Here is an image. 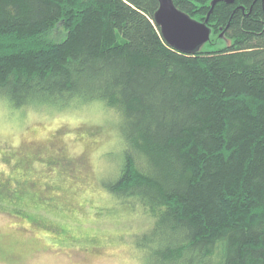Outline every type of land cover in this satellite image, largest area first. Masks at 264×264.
I'll list each match as a JSON object with an SVG mask.
<instances>
[{
    "label": "trees",
    "instance_id": "1",
    "mask_svg": "<svg viewBox=\"0 0 264 264\" xmlns=\"http://www.w3.org/2000/svg\"><path fill=\"white\" fill-rule=\"evenodd\" d=\"M173 1L205 21L214 0ZM158 8L0 0V103L119 116L102 188L154 221L133 238L146 264H264V0H220L209 44H224L196 54L166 43Z\"/></svg>",
    "mask_w": 264,
    "mask_h": 264
},
{
    "label": "rangeland",
    "instance_id": "2",
    "mask_svg": "<svg viewBox=\"0 0 264 264\" xmlns=\"http://www.w3.org/2000/svg\"><path fill=\"white\" fill-rule=\"evenodd\" d=\"M100 105L46 113L0 103V264L147 263L133 238L154 221L102 188L122 149L119 116Z\"/></svg>",
    "mask_w": 264,
    "mask_h": 264
},
{
    "label": "water",
    "instance_id": "3",
    "mask_svg": "<svg viewBox=\"0 0 264 264\" xmlns=\"http://www.w3.org/2000/svg\"><path fill=\"white\" fill-rule=\"evenodd\" d=\"M219 1L212 2V9L205 21H198L178 9L173 0H158L159 8L154 18L161 29L163 39L170 47L182 53L200 52L211 40L212 29L208 26L209 16ZM226 2L233 3L234 0H226Z\"/></svg>",
    "mask_w": 264,
    "mask_h": 264
}]
</instances>
